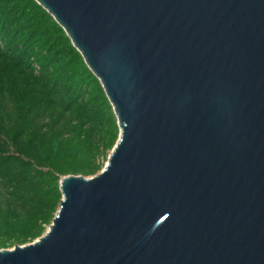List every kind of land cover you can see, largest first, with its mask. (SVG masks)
<instances>
[{
	"label": "water",
	"instance_id": "obj_1",
	"mask_svg": "<svg viewBox=\"0 0 264 264\" xmlns=\"http://www.w3.org/2000/svg\"><path fill=\"white\" fill-rule=\"evenodd\" d=\"M119 138L0 264H264V0H36Z\"/></svg>",
	"mask_w": 264,
	"mask_h": 264
},
{
	"label": "trees",
	"instance_id": "obj_2",
	"mask_svg": "<svg viewBox=\"0 0 264 264\" xmlns=\"http://www.w3.org/2000/svg\"><path fill=\"white\" fill-rule=\"evenodd\" d=\"M106 92L36 0H0V249L42 236L60 180L98 174L119 138Z\"/></svg>",
	"mask_w": 264,
	"mask_h": 264
},
{
	"label": "rangeland",
	"instance_id": "obj_3",
	"mask_svg": "<svg viewBox=\"0 0 264 264\" xmlns=\"http://www.w3.org/2000/svg\"><path fill=\"white\" fill-rule=\"evenodd\" d=\"M110 153H111V151L109 152V155H110ZM107 161H108V160H105V162H104V166L106 165Z\"/></svg>",
	"mask_w": 264,
	"mask_h": 264
}]
</instances>
